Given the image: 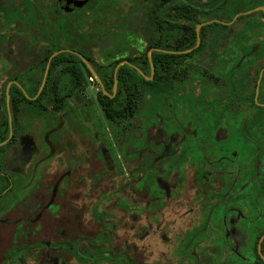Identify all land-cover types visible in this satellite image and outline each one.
Returning a JSON list of instances; mask_svg holds the SVG:
<instances>
[{
	"label": "flooded vegetation",
	"instance_id": "1",
	"mask_svg": "<svg viewBox=\"0 0 264 264\" xmlns=\"http://www.w3.org/2000/svg\"><path fill=\"white\" fill-rule=\"evenodd\" d=\"M260 1L232 19L220 11L197 26L195 47L177 51L171 47L179 40L158 37L135 0H117L115 23H101L95 38L78 37L91 34L93 0H0V264H143L141 244L154 237L156 214L164 212L173 217L168 227L189 223L175 244L162 237L191 264H207L200 251L211 254V264H264ZM214 22L229 28L208 40L206 53L191 54L202 46V27ZM153 53L192 68L177 73L175 84L155 85ZM62 54L76 69L55 61ZM143 54L149 74L132 63ZM109 61H117L112 99L147 93L134 115L116 122L103 112L99 94L109 92L93 67ZM124 66L153 85L119 87ZM44 94L70 96L46 109ZM53 116L56 125L45 132ZM84 143L88 149L79 150ZM118 217L151 221L122 241Z\"/></svg>",
	"mask_w": 264,
	"mask_h": 264
},
{
	"label": "trees",
	"instance_id": "2",
	"mask_svg": "<svg viewBox=\"0 0 264 264\" xmlns=\"http://www.w3.org/2000/svg\"><path fill=\"white\" fill-rule=\"evenodd\" d=\"M139 7H146L147 9V21L149 25L156 28L155 34L158 37H170L175 41L171 49L177 51H185L192 49L196 45L197 41V26L202 23L213 21L218 18V13L221 11L232 19L239 11H245L260 6L262 3L260 0L252 4H243L242 8L235 11L230 6V0H135ZM93 24L91 34H78V37H99L103 30L101 23L109 21V23H115V14L118 3L117 0H93ZM225 16V15H224ZM248 20L247 17H242L239 21ZM110 28L108 32H110ZM229 27L226 25L214 22L212 24L202 27L200 31V38L202 40V46L194 50L191 54L206 53L207 49L211 47L212 42H208L218 36V33L223 34L228 30ZM109 36H111L109 34ZM115 38H118V34L115 33ZM156 47L168 48L164 45H158ZM56 48V47H54ZM58 49V48H57ZM167 56V55H166ZM71 57L69 54H62L55 61H64L66 64H70L69 70L76 69L71 65L68 60ZM142 63L140 61H132L133 64L137 65L142 71L149 74L150 63L145 54L142 56ZM164 55L160 53H153L152 59L153 64L156 67L157 77L155 79V85L167 86L168 84H175L177 80L181 79V75L177 77V73L186 70L190 71L192 67L185 69L184 63L189 61L179 60L178 57L172 60H165ZM170 58L169 56H167ZM80 61H77V63ZM189 64H192L191 62ZM117 65V61L105 63L104 66H97L93 63V67L99 73L102 81L105 83L106 88L109 92V96L103 93L99 94V101L103 109L104 114L111 122H116L120 118L126 119L136 113L138 105L143 101L147 93L137 91H129L128 93H119L115 98H111L112 89L114 85V70ZM170 65V67H169ZM84 69L90 75L89 70L85 65ZM169 67V68H168ZM204 66H199L203 68ZM81 69V68H80ZM170 70L167 76H164V71ZM119 87L124 89L127 87L146 88L153 85V82L147 81L137 71L129 66L122 67L117 76ZM30 96H35L31 94ZM45 108L53 106L54 103L62 104L66 103V99L70 96L67 94H44ZM72 96V95H71ZM59 98V99H58Z\"/></svg>",
	"mask_w": 264,
	"mask_h": 264
},
{
	"label": "rangeland",
	"instance_id": "3",
	"mask_svg": "<svg viewBox=\"0 0 264 264\" xmlns=\"http://www.w3.org/2000/svg\"><path fill=\"white\" fill-rule=\"evenodd\" d=\"M89 97H95V94L92 92L90 94H88ZM74 105V104H73ZM74 108V112H78L79 108L77 106H73ZM99 114V110L97 109L94 113L95 115ZM94 115V116H95ZM96 119V117H95ZM70 119L66 120V123H70L69 121ZM81 120V119H80ZM46 125H45V132L48 131V129L55 127L57 120L55 119V117L53 116L52 118H50V120L45 121ZM82 126H79L80 128V132H82V136L81 139H83V135L87 133V131L85 130V126L83 124L82 121H80ZM88 141L89 138L91 139V134H88ZM256 137V136H254ZM79 139H77L78 141ZM258 142H264V138H258ZM253 146H254V150L256 151L257 148V141L254 139V141L252 142ZM87 143L81 144L79 146V150L81 149V146L83 149H88V146L85 145ZM254 151V152H255ZM262 160H264V155H262ZM93 162V159H92ZM36 208H32L30 210H34ZM196 214V213H195ZM117 215L114 216V218ZM156 216L159 217V221L155 222V232H154V237L153 238H149L150 241L149 242H144L141 244V252L140 255L143 257L144 262L143 264H191L192 261L186 257L183 253L181 254H177L174 253L173 247L170 246V243H168L162 236L164 235V233H167L168 236L171 237L172 241H174L173 243L175 244L180 237L182 236V231L183 229H186V225L189 223L187 222L183 224V227L180 228L177 226H175V222H170L169 227L166 225V219H172L173 217H171V215L169 216L167 214V212L164 213H157ZM194 217H196L195 215H193ZM154 217V216H153ZM199 217V216H198ZM151 221V220H150ZM148 219H139V221H133L131 219V217H121V218H117L115 221H113L116 224V235L118 236V239L120 238L122 241L123 240H127L129 239L130 241H132V237L134 236L135 232H143L147 229L148 224L150 222ZM171 221V220H169ZM194 224L199 223L198 221H192ZM179 238V239H178ZM150 246V247H149ZM175 246V245H173ZM200 254L202 255V257L205 260V257H207V264H211L212 262V256L209 253L206 252H202L200 251ZM34 262H32L33 264H36V259H33ZM31 264V261H29Z\"/></svg>",
	"mask_w": 264,
	"mask_h": 264
},
{
	"label": "water",
	"instance_id": "4",
	"mask_svg": "<svg viewBox=\"0 0 264 264\" xmlns=\"http://www.w3.org/2000/svg\"><path fill=\"white\" fill-rule=\"evenodd\" d=\"M200 28V27H199ZM199 28H198V32H199ZM88 67L92 70V68L88 65ZM92 73L97 77V75L95 74V72L92 70ZM100 81V80H99ZM264 240V236L262 237L261 241H260V247H261V243Z\"/></svg>",
	"mask_w": 264,
	"mask_h": 264
}]
</instances>
